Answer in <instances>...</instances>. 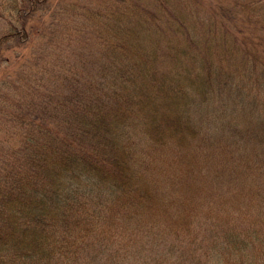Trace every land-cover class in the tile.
<instances>
[{
	"label": "trees",
	"instance_id": "1",
	"mask_svg": "<svg viewBox=\"0 0 264 264\" xmlns=\"http://www.w3.org/2000/svg\"><path fill=\"white\" fill-rule=\"evenodd\" d=\"M2 71L0 264H264V0H0Z\"/></svg>",
	"mask_w": 264,
	"mask_h": 264
},
{
	"label": "rangeland",
	"instance_id": "2",
	"mask_svg": "<svg viewBox=\"0 0 264 264\" xmlns=\"http://www.w3.org/2000/svg\"><path fill=\"white\" fill-rule=\"evenodd\" d=\"M55 1V0H53ZM35 19V18H34ZM31 24L33 27L38 28L39 24L37 22H33V19L31 20ZM35 41V40H34ZM4 74V71L0 72V75L2 76Z\"/></svg>",
	"mask_w": 264,
	"mask_h": 264
}]
</instances>
